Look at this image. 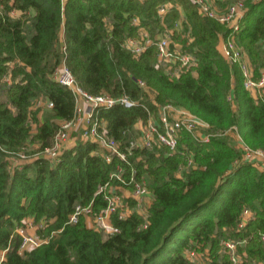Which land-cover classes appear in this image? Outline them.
Instances as JSON below:
<instances>
[{"label":"trees","instance_id":"trees-1","mask_svg":"<svg viewBox=\"0 0 264 264\" xmlns=\"http://www.w3.org/2000/svg\"><path fill=\"white\" fill-rule=\"evenodd\" d=\"M164 3L172 7L160 16ZM245 8L235 37L258 77L264 68V0H245ZM135 18L153 39L182 20L187 38L179 32L173 39L193 54L196 65L171 79L157 64L155 45L133 55L123 44L137 35ZM229 31L201 15L191 0H0V249H7L0 264H191L186 248L208 247L216 260L223 237L247 238L249 257L264 262L258 235L264 232V169L235 164L240 150L228 135L199 142L183 133L178 147L190 154L189 166L186 154L166 149H136L125 163L117 157L106 162L98 142L78 137L54 165L42 156L11 167L9 159L24 149L42 151L59 122L73 117V94L50 78L62 59L86 92L135 101L96 112L123 147L137 120L146 121L171 103L206 121L210 133L235 126L250 148L264 153V96L253 97L239 65L219 51ZM41 96L53 106L34 109ZM118 164L126 175L133 167L152 191L146 227L136 212L126 219L112 216L119 230L112 234L88 227L84 217L67 223L77 204L105 206L96 191ZM243 207L255 217L237 231ZM26 218L36 224L45 220L38 232L48 242L19 253L15 230Z\"/></svg>","mask_w":264,"mask_h":264},{"label":"built area","instance_id":"built-area-1","mask_svg":"<svg viewBox=\"0 0 264 264\" xmlns=\"http://www.w3.org/2000/svg\"><path fill=\"white\" fill-rule=\"evenodd\" d=\"M197 5L201 15L213 18L225 24L229 34L222 41L221 53L230 64L239 65L243 75V85L245 89L254 94L255 98L264 96V68L255 77L253 67L244 51L237 41L235 34L239 29L241 20L246 8L244 0H236L226 6L223 11L217 10L213 5V0H191ZM171 3H164L158 7V14L163 16L170 8ZM133 23L137 26V36L126 38L123 46L130 50L133 55L138 56L147 46L157 47V64L165 74L171 79L178 78L183 72L196 65V59L191 52L184 50L181 44H175L173 31L178 30L177 22L173 28L166 29L158 34L155 39L151 38L144 27L139 26V21L135 18ZM65 47L62 46L64 51ZM50 78L55 82L66 86L75 98V108L73 117L69 120L61 121L55 131L52 142L42 150V156L47 158L54 165L60 160L62 151L67 143L77 137L82 140H92L98 142L102 150V156L106 162H111L113 157H117L123 163L134 150L154 151L166 149L167 154L180 153L185 155V150L179 149V141L183 133H189L193 139L199 142H207L214 135H229L232 132L236 135V142L239 145L240 159L235 161L250 163L253 166L264 169V153L260 149L250 148L237 133V128L232 126L220 133H210L209 124L188 111L177 107L171 103L160 105L157 115H150L146 121L137 120L134 125L135 134L126 146L107 134L103 122L96 117V112L100 109H108L116 104L131 107L135 101L127 95L111 96L106 93L90 94L86 92L76 80L75 76L68 68L65 60L55 67L50 74ZM9 81L8 78L5 79ZM140 86H145L144 82H139ZM82 102V103H81ZM33 108H51L53 103L44 97H38L32 104ZM76 132V135L73 133ZM23 156V155H21ZM187 166L193 163L190 154H186ZM182 169V167H181ZM126 175V169L118 164L110 174V180L100 185L96 191L101 194L105 206L99 210H94L91 204H77L69 214L67 223H76L81 217H90L92 227L105 234L118 232V228L112 223V216L118 219H126L134 212L143 218V227L147 225L149 203L152 202V191L145 181L136 176V170L132 167ZM114 179L115 183L111 180ZM255 217L254 211L249 207H243L237 219V231L245 230L247 224ZM26 225H25V224ZM45 220L39 223L32 221L23 222L22 226L16 228L15 232L20 236L21 242L18 248L19 253L38 248L48 242V237H42L37 233H28L27 227L35 229L44 228ZM259 240L264 242V232H259ZM194 244V243H193ZM247 238L223 237L219 241L218 257L215 260L208 247L203 250L194 247L185 249L184 255L191 264H264L249 257L245 246ZM226 257V259H224ZM4 260L0 258V262Z\"/></svg>","mask_w":264,"mask_h":264},{"label":"rangeland","instance_id":"rangeland-1","mask_svg":"<svg viewBox=\"0 0 264 264\" xmlns=\"http://www.w3.org/2000/svg\"><path fill=\"white\" fill-rule=\"evenodd\" d=\"M234 1H236V0H213V5H214V7L217 9V10H219V11H223L225 8H226V6L228 5V4H230V3H232V2H234ZM244 2H245V0H244ZM11 15L12 16H14V17H17L19 14H18V12H16L15 10L13 11V13H11ZM178 23H179V28H178V30H176V31H173V38H174V36H176V34L175 33H179V32H181V37L184 39V38H187V34H184L182 31H183V26H182V20H178ZM137 36V35H136ZM190 41V40H189ZM174 43L175 44H180L181 42H177V41H175L174 40ZM221 52V51H220ZM41 108H44V107H41ZM35 109V108H34ZM42 113H40V115H41ZM32 125L34 126L35 125V122H32ZM134 131H135V128H134ZM238 133V132H237ZM228 136H230L231 138H232V140L234 141V143H235V146L238 148L239 147V145L237 144V142H236V135L232 132L231 134H229ZM33 148V147H32ZM29 149H31V148H29ZM29 149H24V150H22V152L20 153V154H17V155H14V154H12V155H10L9 156V159H10V162H11V167H18V166H21V165H23L24 163H26V162H30V161H32L34 158H37V157H42V151H35V152H32L31 153V150H29ZM21 155H23V156H21ZM144 181H145V183L147 184V182H146V180L144 179V178H142ZM148 186V185H147ZM150 204V203H149ZM35 224V223H34ZM44 225H46L45 223H44ZM33 233H37V234H39V232H38V227H37V229H34V232ZM58 232L57 231H53L52 232V235H55V234H57ZM40 236H42V237H47V236H44L42 233L41 234H39ZM6 252H7V249H0V258L1 257H3V258H5V255H6Z\"/></svg>","mask_w":264,"mask_h":264},{"label":"crops","instance_id":"crops-1","mask_svg":"<svg viewBox=\"0 0 264 264\" xmlns=\"http://www.w3.org/2000/svg\"><path fill=\"white\" fill-rule=\"evenodd\" d=\"M11 13H13V11L11 12ZM19 14V13H18ZM181 17H183V14H181ZM61 35H62V31H61ZM222 41H223V38H221V40H220V42H219V45H218V49H219V51H221V45H222ZM252 94V96L254 97V94L253 93H251ZM82 103V102H81ZM60 123V122H59ZM77 133L76 132H74L73 133V135H76ZM73 139V138H72ZM70 140L68 143H67V146L66 147H70L72 144H73V142H74V140ZM150 205V204H149ZM28 222V221H32V219L31 218H26V219H24L23 220V222ZM84 221H85V223H86V225L88 226V227H92V221H91V218L90 217H84ZM25 224V223H24ZM26 225V224H25ZM34 227H27V232L28 233H33L34 232Z\"/></svg>","mask_w":264,"mask_h":264}]
</instances>
